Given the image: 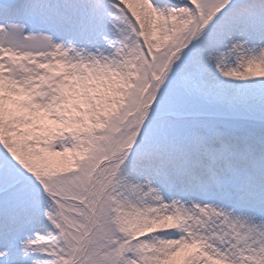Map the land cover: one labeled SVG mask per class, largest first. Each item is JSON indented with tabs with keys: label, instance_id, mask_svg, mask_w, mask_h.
Segmentation results:
<instances>
[{
	"label": "snow or ice",
	"instance_id": "snow-or-ice-1",
	"mask_svg": "<svg viewBox=\"0 0 264 264\" xmlns=\"http://www.w3.org/2000/svg\"><path fill=\"white\" fill-rule=\"evenodd\" d=\"M0 264H264V0H0Z\"/></svg>",
	"mask_w": 264,
	"mask_h": 264
}]
</instances>
